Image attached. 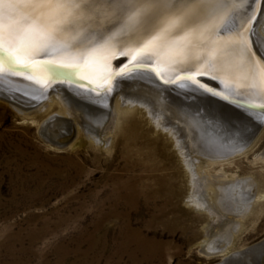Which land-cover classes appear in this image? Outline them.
Masks as SVG:
<instances>
[{"label":"rangeland","instance_id":"obj_1","mask_svg":"<svg viewBox=\"0 0 264 264\" xmlns=\"http://www.w3.org/2000/svg\"><path fill=\"white\" fill-rule=\"evenodd\" d=\"M55 109L33 121L0 100V264H219L264 241V131L198 169L191 160L205 156L186 142L177 152L150 123L128 141L129 115L106 134L108 150L77 132L60 149L41 134Z\"/></svg>","mask_w":264,"mask_h":264},{"label":"bare ground","instance_id":"obj_2","mask_svg":"<svg viewBox=\"0 0 264 264\" xmlns=\"http://www.w3.org/2000/svg\"><path fill=\"white\" fill-rule=\"evenodd\" d=\"M256 2L257 0L253 2V5L250 0H227V5L219 10V14L224 17L223 20L219 21L218 27L205 34L201 45L203 52L201 58L198 61L194 60L192 64L179 66L191 68L193 71L199 68L209 74L205 78L212 75L219 77V81L210 78L207 81L221 87L224 91H218V93L228 97L227 99L221 98V95H211L190 85L165 86L154 77L118 80L115 84L116 90L113 88L106 96H100L95 91H89L87 88L71 83L52 86L46 83L43 78V69L38 65L35 76L28 75L30 77L28 79L25 75H14L6 69L0 72V76L3 77V83H0V100L13 106L24 119L33 121L48 107L53 109L55 105L57 112L53 115L51 113L49 118L43 120L41 134L49 144L60 149H64L68 141L66 139H72L70 137L77 132L78 136H81L80 139L86 138L91 143L96 142L99 149L106 150L111 145L106 139V134L114 133L122 115H129L131 120L122 127L121 131L128 141L135 139L136 136L138 139L137 131L142 123H150L158 132L173 139L177 152L184 153L182 144L186 142L193 152H198V156L199 154L205 156L206 160L203 161L199 157L191 160V166L198 163V169H204L210 166L209 160L211 159L234 155L246 144L249 146L255 144L264 131V123H261L264 121V116L261 115L262 110L257 108L260 104H264V92L259 90L258 68L238 56L236 45L233 42L240 29H246L245 35H248V29L254 30L255 35L252 39L258 40L261 45L259 50L253 47L256 59L259 60L261 54H264V27L259 24V17L253 27L246 28L248 20L258 8V5H255ZM249 7L253 8L254 12H247ZM5 23H7V17H5ZM64 39L70 44L77 45L71 49V55L76 54L84 46L70 37ZM59 46L62 47L63 44ZM211 50H218L215 58L208 56L207 53ZM39 58H45L58 65L69 62L71 57L54 51L47 53L41 51L27 57L30 62ZM125 60V57L113 59L110 71H115L116 66ZM34 63L42 64L43 61ZM260 66L264 67V61L260 62ZM173 74L166 73L165 76L170 79ZM137 75L130 74L132 77ZM220 81H223V84ZM184 83L188 84V82ZM118 84L119 88H117ZM100 91L103 92V86ZM49 96L50 99L43 103ZM235 99L249 102L250 107L230 102ZM17 100L30 103V106L19 104ZM201 101H206L205 103H210L209 105L212 102L213 111L219 109L223 115H227L219 118L222 125L215 122L219 119H216L214 114L211 116V106L209 110H204V108L202 110L203 102L200 103ZM233 128L235 132H232ZM131 150L134 149L131 148ZM192 174L193 180L198 181L209 196L214 198L213 184L210 183L209 186V183L205 182L201 176L198 177L195 172ZM255 197L256 199L261 198L260 195ZM224 250L226 249H217V251Z\"/></svg>","mask_w":264,"mask_h":264},{"label":"snow or ice","instance_id":"obj_3","mask_svg":"<svg viewBox=\"0 0 264 264\" xmlns=\"http://www.w3.org/2000/svg\"><path fill=\"white\" fill-rule=\"evenodd\" d=\"M226 5L227 0H0V72L7 67L14 75H23L19 69L35 74L37 64L27 57L54 51L71 58L58 65L47 60L39 64L45 80L57 82L62 73L75 72L91 85L89 91L100 96H106L118 80L153 77L164 84L190 85L221 95L198 79L207 72L179 66L201 58L205 34L218 27L224 18L219 10ZM247 12L254 9L249 7ZM245 31L240 29L233 42L238 56L258 68L259 90L264 92L260 66L264 54L256 59L253 47L259 50L260 42L252 39L254 30H247L248 35ZM65 37L84 44L83 48L71 55L77 45ZM217 51L207 54L215 58ZM118 57L126 60L110 71L111 61ZM133 73L138 75L130 76ZM166 73L176 74L168 79ZM209 78L219 81L214 75ZM259 107L264 109V104Z\"/></svg>","mask_w":264,"mask_h":264},{"label":"water","instance_id":"obj_4","mask_svg":"<svg viewBox=\"0 0 264 264\" xmlns=\"http://www.w3.org/2000/svg\"><path fill=\"white\" fill-rule=\"evenodd\" d=\"M256 5H258V8L255 10L254 14L252 15V17L248 20L247 26L246 28L248 29L249 27H253V25L256 24L257 19L261 13V8L263 6V0H257ZM257 7V6H256ZM249 30V29H248ZM123 58V57H122ZM47 59L42 58V59H36L32 62H38V61H46ZM49 61V60H47ZM53 63V62H52ZM55 64V63H53ZM39 64H37L38 66ZM5 69L8 71L7 67H5ZM20 73H23V75H32L33 77L35 76V74H32L30 69H19L18 70ZM175 75V73L173 74ZM172 75V76H173ZM206 75L204 76H199L198 79L209 89H214L217 92L218 91H224L221 87H217L214 84L208 83V79L209 78H205ZM171 79V77H170ZM46 83H50L52 84V86H56L60 83H71L72 85H78L84 88L89 89L91 87V85H89L87 83L86 80H81L79 78V76L75 73V72H66V73H62L60 75V79L57 82H50L48 80H45ZM161 82V81H160ZM115 84L116 82L113 84L112 89L115 88ZM165 86H172L174 85V83H168V84H164ZM102 91V90H101ZM235 97V96H233ZM230 101V100H227ZM231 103L234 104H238V105H242L244 107H250L249 106V102L243 101L242 99H235L233 101H230ZM257 108H260L259 106H257ZM261 109V108H260ZM262 111H264V109H261ZM219 264H264V241H262L261 243H258L256 245H253L243 251H240L237 254H234L230 257H226L225 260Z\"/></svg>","mask_w":264,"mask_h":264}]
</instances>
